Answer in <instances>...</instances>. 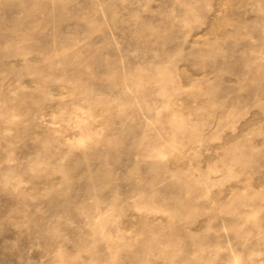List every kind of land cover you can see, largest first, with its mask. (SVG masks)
<instances>
[{
  "label": "rangeland",
  "instance_id": "rangeland-1",
  "mask_svg": "<svg viewBox=\"0 0 264 264\" xmlns=\"http://www.w3.org/2000/svg\"><path fill=\"white\" fill-rule=\"evenodd\" d=\"M0 264H264V0H0Z\"/></svg>",
  "mask_w": 264,
  "mask_h": 264
}]
</instances>
